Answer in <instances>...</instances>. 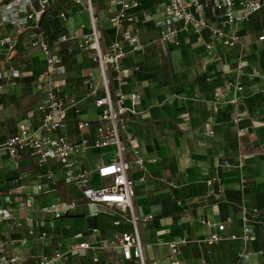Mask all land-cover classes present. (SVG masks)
I'll list each match as a JSON object with an SVG mask.
<instances>
[{"label": "crops", "instance_id": "crops-1", "mask_svg": "<svg viewBox=\"0 0 264 264\" xmlns=\"http://www.w3.org/2000/svg\"><path fill=\"white\" fill-rule=\"evenodd\" d=\"M140 1L138 19L132 27L138 30L144 47L122 59L121 63L131 68V76L120 90L137 92L141 97L127 128L133 145L147 161L143 170L134 164L130 169L131 176L144 173L145 178L136 183L134 197L138 213L151 216L141 230L145 256L168 264V242L185 239L176 257L182 264H200L202 260L206 264H264V40L258 39L264 35V13L254 12L241 25L235 46L218 45L209 52L206 30L201 34L182 32L178 44L162 42L158 26L144 19L142 12L162 18L163 0ZM94 4L107 45L120 37L109 23L116 6L109 0H102L98 9L97 0ZM62 11L66 16L59 15ZM88 20L83 5L69 0H51L40 18L49 48L58 55L56 65L64 69L58 75L65 81L63 89L79 99V111L68 113L67 130L73 136L77 134V120L91 119V125L96 122L94 97L86 95L84 80L90 74L97 83L98 69L90 52L79 46L81 33L89 32ZM13 30L0 18V40ZM31 36L30 29L24 28L12 49L0 45V143L16 133L19 121L28 118L37 126L41 118L36 107L43 99L41 81L46 65L43 53L30 47ZM240 58L247 65L238 69ZM12 69L18 76H7ZM97 94H101L100 86ZM238 112L243 117L234 123ZM246 126L250 133L239 131ZM209 128L214 131L212 135H207ZM46 169L61 175L57 161L49 159L37 167L29 151L23 153L18 169L6 156L0 157V201L3 194H17L19 189L12 179L20 173L27 174L24 181L28 186L22 191L28 192L36 173L43 174ZM58 195L74 197L81 193L61 179ZM78 199L82 202L83 197ZM84 211L80 208L59 219L56 227L48 229L50 239L38 247L47 252L57 248L60 238L75 241L73 234L81 229L72 232L71 226L85 225L84 216H90ZM103 212L93 219L99 220L94 226L105 235L117 212L105 208ZM220 222L225 225L226 237L234 234L238 238L249 224L254 239L244 243L228 238L208 245L204 240L216 228L211 223ZM154 234L162 240H151ZM240 252L247 253L248 260L240 259Z\"/></svg>", "mask_w": 264, "mask_h": 264}, {"label": "built area", "instance_id": "built-area-1", "mask_svg": "<svg viewBox=\"0 0 264 264\" xmlns=\"http://www.w3.org/2000/svg\"><path fill=\"white\" fill-rule=\"evenodd\" d=\"M69 1L82 4L89 15V32L81 33L79 46L90 52L98 69L97 83L91 80L90 74L84 80L86 95L94 97L96 112L93 119L96 122L91 125V119L77 120L76 136L68 132L67 122L69 111H79V99L73 92L63 89L65 81L58 75L64 69L56 65L58 55L49 48L46 32L40 24L41 15L49 9L51 0L0 2L2 23L14 28L12 34L0 40V45L12 49L16 36L24 28H29L32 32L29 45L43 53L46 65L41 81L43 99L36 107L41 115L39 124L33 126L28 118L19 121L16 133L0 143V157L6 156L10 165L18 169L23 153L29 151L37 167H43L49 159H54L61 169V175L52 169H46L43 174L36 173L35 183L28 192L22 191L28 186L24 181L27 174L20 173L12 179L19 189L17 194L1 196L0 264H158L145 256L141 232L151 216L140 215L134 201L136 183L144 181V173L136 178L130 174L132 163L143 170L147 162L133 145V135L127 128L130 116L137 114L135 107L141 97L137 92L123 93L120 90L131 76V68L123 65L122 59L144 47L138 30L132 27L138 19L136 10L141 1L109 0L116 6L109 23L120 37L116 36L107 45L99 30L94 0ZM161 10L163 16L159 19L145 11L142 15L158 26L162 42L178 44L180 33L192 31L201 34L206 30L209 40L205 46L212 52L218 45L235 46L241 25L254 12L264 13V0H163ZM59 15L66 16L63 11ZM83 26L80 25L81 28ZM62 39L66 37L62 36ZM258 39L264 40V35ZM245 65L246 60L240 58L238 69ZM8 75L18 76V71L12 69ZM98 86L101 94H97ZM240 88L237 85V89ZM242 117L243 113L238 112L233 122L239 123ZM239 131L250 133V128L241 127ZM213 132L209 128L207 135ZM95 149L104 151L92 153ZM128 156L131 157L129 161ZM61 179L80 190L82 202L72 196L58 195V180ZM80 208H84L92 218L105 213L103 208L117 212L111 218L112 228L105 229V235L97 226L79 230L73 234L75 241L57 242V248L52 251L45 252L38 247L50 239L49 228L56 227L59 219ZM211 225L216 228L204 240L208 245L228 238L244 243L254 239L251 233L253 226L249 224L244 226V234L240 238L234 234L226 237L223 222ZM185 242V239L168 242V264H182L176 257ZM238 257L249 258L242 252ZM200 264L206 263L202 260Z\"/></svg>", "mask_w": 264, "mask_h": 264}, {"label": "rangeland", "instance_id": "rangeland-1", "mask_svg": "<svg viewBox=\"0 0 264 264\" xmlns=\"http://www.w3.org/2000/svg\"><path fill=\"white\" fill-rule=\"evenodd\" d=\"M97 9H98V5H101V3H102V0H97ZM99 151H104V150H100V149H95V150H93V152H99ZM92 152V153H93ZM127 156H125V158H126ZM127 160L129 161V160H131V157H128L127 158ZM133 168V163H132V166H131V169ZM75 197V199H78V198H81V200H82V196H80V195H76V196H74ZM85 212V211H84ZM84 219H85V225L84 226H77V225H73V226H71V230L70 231H72V232H75V231H77V230H79V229H81V230H83V229H89V228H91L92 226H94L95 224L96 225H99L100 224V222H99V220H95V219H93V218H91V217H88L87 215L86 216H84ZM98 223V224H97ZM77 226V227H76ZM83 228V229H82ZM89 239L91 238V237H88ZM66 238H60L59 240H60V242H63L64 240H65ZM69 239V238H68ZM146 239H148V243L149 244H152L151 242H150V238H147L146 237ZM74 239H72V241H73ZM151 240H153V241H161L162 240V238H157L156 237V235L154 234V236H153V238L151 239ZM47 244V243H46ZM161 260V259H160ZM163 261L164 260H161L160 262L161 263H163Z\"/></svg>", "mask_w": 264, "mask_h": 264}, {"label": "trees", "instance_id": "trees-1", "mask_svg": "<svg viewBox=\"0 0 264 264\" xmlns=\"http://www.w3.org/2000/svg\"><path fill=\"white\" fill-rule=\"evenodd\" d=\"M59 60V59H58Z\"/></svg>", "mask_w": 264, "mask_h": 264}]
</instances>
